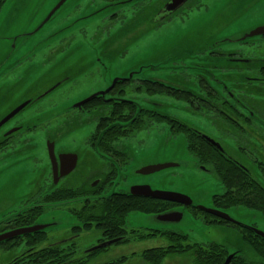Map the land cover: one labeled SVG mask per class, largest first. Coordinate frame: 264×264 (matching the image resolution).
<instances>
[{
    "label": "flooded vegetation",
    "instance_id": "1",
    "mask_svg": "<svg viewBox=\"0 0 264 264\" xmlns=\"http://www.w3.org/2000/svg\"><path fill=\"white\" fill-rule=\"evenodd\" d=\"M7 1L0 0V9ZM118 1L66 0L61 15L54 20L52 27L56 29L86 13H106L98 19L102 22L91 28V41L104 40L116 34L117 39L110 52L118 55L120 64L129 57L128 48L122 49V40L132 45L137 43L133 48L137 55L138 40L150 28L166 30L172 23H180L184 15L190 12L199 13L214 8L208 6L213 0H185L168 13L163 7L170 0H158L151 8L153 12L142 17L141 33L139 13L151 0L132 1L118 9L103 8ZM83 28L79 33L55 41L42 52L39 51L40 58L37 56L39 52L35 50L36 46L39 47L38 41L43 38L32 42L35 35L25 47L24 59L15 64L16 70L3 75L13 82L21 78L18 74L20 67L30 70L34 62L44 65L53 63L70 46L75 36L82 38L89 32ZM148 35L150 38L151 34ZM255 40L237 42L233 49L225 51L209 47L204 53L186 56L189 65L184 60L173 59L171 54L155 57L151 53L145 58L135 56L138 61L125 70L113 71L98 59L95 68L90 71L94 75L92 86L87 93L73 100H68L67 94L71 87H67L62 90L60 102L42 101L66 81H72L71 85L74 82V74L66 69L65 53L62 60L51 69L55 77L50 85L38 86L36 81L30 82L23 100L28 101L24 108L34 106L36 109L26 117L11 122L0 133V175L14 173L20 178V182L14 183L6 197L0 196V234L36 222L43 229L1 241L0 254L16 252L3 264H88L97 255L117 246L156 237L167 239L169 244L144 248L139 257L146 264L151 263L143 257L145 252L168 247L175 251L164 259L186 257L194 264L196 254L217 248L225 250L227 255L232 254V260H243L241 264L261 261L259 256L262 254L253 244L257 241L264 249V240L261 239L264 237L254 232V229L259 230L255 223L245 224L235 218L223 219L195 206L188 195L155 190L147 184L131 185L129 191L107 193L130 161V155L120 140H128L153 125H167L168 139L182 136L196 166L212 173L221 184L223 191L212 196L214 209L226 212L231 208H245L264 217V34ZM30 45H34L32 49ZM222 61H226L228 66L220 67ZM21 64L23 66L16 68ZM176 73H185L188 77H175L164 82L160 79L161 76L171 78V74ZM57 83V89L54 87V91H47ZM88 97L91 99L85 101ZM60 106L71 108L65 114L67 121L73 124L82 122V118L84 122L95 123L93 131L85 138V144L97 154L99 163L90 168L87 177L77 186L73 185L70 178L78 167L80 156L58 144L59 118L55 116L39 125L32 123L43 108L56 110ZM186 113L215 125L217 134L208 135L194 128L184 120ZM44 128H47L46 133L43 132ZM72 145L75 144L69 142L67 146ZM163 164L166 166L160 170L179 165L176 162L155 165ZM149 166L137 169L136 174L148 175L160 171L143 169ZM4 185L0 180V188ZM143 185L149 186L152 191L164 192L173 199L133 193L134 186ZM177 207H185L206 224L236 229L243 244L254 252L256 258L248 259L239 250L229 252L214 242L189 243L186 234L174 230L127 227V217L135 212L153 215L170 213L174 214V219L169 221H179L182 214L174 212ZM59 208L67 210L75 220L68 234L62 237L57 235L58 229H46L59 225L52 215ZM89 232L97 234V237L94 242L83 246L82 242H85ZM260 232L264 235V232ZM187 245L193 248L185 250ZM135 255L136 252L130 254L131 257ZM128 259L129 256L123 255L103 264H124Z\"/></svg>",
    "mask_w": 264,
    "mask_h": 264
},
{
    "label": "rangeland",
    "instance_id": "2",
    "mask_svg": "<svg viewBox=\"0 0 264 264\" xmlns=\"http://www.w3.org/2000/svg\"><path fill=\"white\" fill-rule=\"evenodd\" d=\"M225 1L227 0H213L208 5L211 8L214 7L213 9L199 13L190 12L184 15L180 23H172L166 30L150 28L145 34H141L138 40L139 50L137 55L133 51L137 43L132 45L127 43L125 39L124 42L122 40V49L128 48L129 57L120 64L118 63V55L116 56L115 53L112 54L110 52L112 45L116 42V34L114 37L105 38L104 40L91 41V28L96 23L102 22L98 19L102 18L106 13L93 15L86 13L56 29L52 27L54 23L52 18L35 34L36 36L32 42L43 38L41 39L42 41L36 42L39 47L37 46L35 52L41 51L55 41L79 33L83 27V29H88L89 32L82 38L75 36L69 43L70 46L63 53L57 54L58 56L53 63L44 65L34 62L33 68L30 70L26 69V67H20L18 74L19 76L21 75V78L11 82L12 79H6L7 76L3 74L16 70L14 66L22 61L17 60L25 50V46L24 48L19 46L20 42L13 44L12 34L27 24L29 27L40 24L39 22L47 16L55 5V0H27L26 2L8 0L0 9V61L10 52H13V54L0 69V118L23 102L30 82L36 81L35 84L38 86L50 85L55 77L51 69L54 64L62 60L64 53L67 58L66 69L74 74V82L71 85L72 81H66L60 88L48 94L42 100L44 101L43 103L60 102L62 90L67 87H71L67 94L68 100H73L77 96L87 93L94 80V75L90 71L95 68V61L98 59L107 64L111 70L120 71L131 67L137 62L138 58L135 56L138 55L140 58H145L151 53H154L153 56L155 57H164L167 54H171L173 59L184 60L185 64L189 65V58L186 56L204 53L208 51L206 46L212 47L211 49L219 48V51H225L229 48L233 49L237 42H230L227 39L232 40L257 26L264 25V0H230V9H228ZM157 2L158 0H151L142 7L139 13L141 16L139 19V22H141L139 28L141 33L143 31L142 17L144 15L147 17L152 13L151 8ZM242 12L244 14L240 15ZM95 20L97 21L94 22ZM148 34H151L150 38ZM120 38L122 39V36ZM124 38L126 37L124 36ZM30 46V49H32L34 45ZM41 52L37 54L38 58H40ZM19 66H23V64L17 65L16 68ZM219 66L226 67L228 64L226 61H222ZM175 77L181 79L188 77V74L176 73L171 74V78L169 76H161L160 79L164 82ZM34 108V106L28 107L19 112L0 129V133L11 122L26 117ZM65 108L66 106H60L56 110L43 108L38 115H35L32 123L39 125L55 116L59 118L60 125L57 128L58 144L67 150L79 153L80 156L78 167L70 178L73 185L77 186L87 177L90 168L99 163L97 154L91 148L86 147L87 145L85 144V138L93 131L95 123L94 121L84 122V118H82V122L73 124L67 121L65 114L69 113L71 108ZM183 118L192 124L194 128L208 135L217 134L216 126L199 120L200 117L186 113ZM46 129L44 128V133H46ZM168 131L167 125L165 127L153 125L150 129L141 131L128 140L121 139V142L119 141L129 153L130 161L121 174L117 176L113 186L108 189L107 193L129 191L131 185L147 184L155 190L188 195L195 206L213 208L212 196L223 191L221 184L212 173L203 171L196 166L194 158L186 150L185 140L182 139V136L176 138L171 136L168 139ZM69 142H73L75 145L69 147L67 146ZM165 162H176L179 165L175 168H167L148 175L136 174V170L141 167ZM0 180L3 184H6L0 188V196L3 197L8 195L7 192L14 187V183L20 182L19 176L14 173L1 174ZM58 210L53 212L52 215L59 222V225L46 229H58L57 235L62 237L68 234L67 232L75 220L67 210L63 208ZM174 212L182 214V218L179 221H161L158 220L157 215L140 212L131 213L127 217V227L137 228L140 226L157 230H174L186 234L189 243L207 244L214 242L224 246L229 252L239 250V253L248 259L256 258L254 252L243 244L241 236L236 229L218 224H206L200 217L195 218L185 207H177ZM226 213L239 222L245 224L255 223L259 230L264 232V217L260 213L249 211L245 208L227 209ZM96 237L97 234L93 232L87 233L86 240L82 242L84 243L82 245L86 246L94 242ZM78 243L80 244L81 242L79 241ZM168 244L169 241L167 239L156 237L143 242L120 245L106 253L97 255L88 264H103L123 255L129 256L128 261L124 264H146L139 257V253L144 248L164 247ZM131 252H136V255L131 257ZM15 254L16 252L0 254V264L9 260ZM162 262L160 264H194L186 257L179 256L168 257Z\"/></svg>",
    "mask_w": 264,
    "mask_h": 264
},
{
    "label": "water",
    "instance_id": "3",
    "mask_svg": "<svg viewBox=\"0 0 264 264\" xmlns=\"http://www.w3.org/2000/svg\"><path fill=\"white\" fill-rule=\"evenodd\" d=\"M23 2H26L27 0H22ZM46 1V0H44ZM66 0H57L55 1V5L53 6V8L50 10V12L47 14V16L41 21L39 22L40 24H36L33 25L31 27H29V25H25L24 27H22L19 30H16L13 34H12V40H13V44H17V42L19 43V46L24 48V46L26 47V45L28 44L29 41H31V39L35 36V34H37L39 32V30L41 28L44 27V25L53 18V21L55 19H57L61 14L62 8L64 7V2ZM132 1H138V0H120L118 2H114L111 4H108L106 6H104L103 8H111V9H116L118 7H123L126 6V4L132 2ZM185 0H170L169 2H167L164 7L163 10L166 12H172L174 11L177 7H179ZM226 5L228 6V9H230V0L225 1ZM165 12V13H166ZM244 14L243 12L240 13V15ZM264 34V25L261 26H257L251 30H249L247 33H243L242 35L235 37L234 39L230 40L227 39V41L230 42H238V41H246V40H252L256 37H259L261 35ZM37 47V46H36ZM209 47L206 46V49H208ZM211 48V47H210ZM13 52H10L9 54H7L3 60L0 61V69L2 67V65L9 60V58L12 56ZM25 53H23L20 58H18L17 61L23 60ZM150 55V54H149ZM54 87H58V83L53 85L51 88H49L47 91L52 90ZM43 89V90H42ZM41 91L44 92V88H42ZM54 91V90H52ZM46 92V91H45ZM44 94V93H43ZM42 94V95H43ZM91 99V97H88L87 99H85V101ZM28 103V101L22 102L18 105H16L14 107L13 110H11L10 112H8L6 115H4L3 117L0 118V127H2L5 123H7L8 121H10L11 119L14 118V116H16L19 112H21L22 110H24L26 104ZM166 165H155V166H149L143 168L144 170H148V171H156V170H160L162 168H164ZM132 189H134V194L136 195H140V196H147V197H152V198H161V199H166V198H170L173 199L172 197H170L169 195L165 194L164 192H155L152 191L149 186H137V187H133ZM201 210H204L212 215H216L218 217H221L223 219L229 220L231 219V217L229 216L228 213H226L225 211H220L214 208H205L200 206L199 207ZM181 216L179 215L178 218H180ZM157 218L158 220L161 221H169L174 219V214H170V213H161V214H157ZM43 229V226L40 225L39 223H34L31 226L28 227H24L21 229H17V230H13V231H9L3 234H0V242L7 240V239H11L17 236H21L23 234H30V233H35L36 231ZM254 232L261 236L264 237V235L260 232V230L258 229H254ZM111 243V242H109ZM233 255L230 254L226 257V259L224 260L223 264H229L231 259H232Z\"/></svg>",
    "mask_w": 264,
    "mask_h": 264
},
{
    "label": "trees",
    "instance_id": "4",
    "mask_svg": "<svg viewBox=\"0 0 264 264\" xmlns=\"http://www.w3.org/2000/svg\"><path fill=\"white\" fill-rule=\"evenodd\" d=\"M256 38H258V37H256ZM246 41H241V42H246ZM251 41H256V40L254 38ZM238 42H240V41H238ZM256 237H259V236H256ZM261 239L264 240V238H261ZM253 245H254L255 249L262 254V256H259V257H261V261H257L254 264H264V249H263L262 245L259 244L257 241H256V244H253ZM192 248L193 247H190L189 245H187L185 250H190ZM173 251H175V250H173L171 247L155 248V249H151V250L145 252L143 254V257L151 264H160L162 262V260L164 259V257L169 255ZM193 252H195V251H193ZM194 256H195V253H194ZM226 256H228V255H227V252L225 250L217 248L216 250H207L204 252L202 251L201 254H199V253L196 254L194 261L196 264H223ZM242 262H243V260L237 261V259H233V260L231 259L229 264H241Z\"/></svg>",
    "mask_w": 264,
    "mask_h": 264
}]
</instances>
